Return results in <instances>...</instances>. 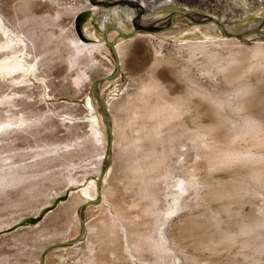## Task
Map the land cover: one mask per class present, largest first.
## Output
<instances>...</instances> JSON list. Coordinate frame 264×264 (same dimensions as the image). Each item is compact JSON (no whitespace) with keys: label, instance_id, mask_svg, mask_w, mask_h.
Masks as SVG:
<instances>
[{"label":"rangeland","instance_id":"obj_1","mask_svg":"<svg viewBox=\"0 0 264 264\" xmlns=\"http://www.w3.org/2000/svg\"><path fill=\"white\" fill-rule=\"evenodd\" d=\"M19 1L0 0V10L3 9L7 15L23 18L28 12L17 7ZM36 1V3H45L48 0ZM58 1L59 4L66 7L75 6L81 2L93 4V7L85 5L76 13L77 15L71 16L70 14L65 16L66 18L62 17L61 21L64 20V23L58 20L54 23V28L52 25L48 28L52 33H55V39L59 38V41L56 39V42H59L56 45L62 44L63 47L67 44L65 40L67 35L74 36L85 44L98 45L106 42L108 48L115 47V44L107 41L105 37L106 31L101 25L103 19L108 26L116 27L124 34L134 33L136 28L133 25L139 24L142 19L156 17L158 22L155 25H158L159 22L171 16L187 19L189 24H193L197 19L203 20V22L216 20L222 24V28L226 31L248 27L250 32L254 33L250 35L253 36L252 39L247 33L238 34L240 31L236 32V35L233 33L232 37L227 38L222 34L221 37L216 38L212 36L216 34L213 29L202 31H206L208 37H204L199 31H185L186 33L183 32L182 35L176 37L153 33L151 39L153 43L143 40L131 43L127 55L122 59L121 70L120 63L112 58L111 50L94 51L91 60L96 67L88 74L89 80H91L85 81L84 85L82 83L75 87V90L71 82L73 73L67 71V64L63 62L55 63V67H52V64L49 65L48 68L51 69L53 76L48 78H37L36 76L41 72L23 79L20 78L17 81L15 78L21 76L23 72L18 71L5 75L4 70H1L2 62L8 65L14 58L31 60V56L25 55L27 49L23 47V44H17L14 41V32L0 17V75L3 73L0 76V86L3 87L1 91L6 95H12L16 104H19V107L11 108V110L19 111L32 105V109L42 110L48 114V108L53 110L57 106H62L64 112L70 110L69 112L76 117L73 119L74 124L70 125H67V120H62L63 117L60 118L63 121L61 123L47 122L49 120L46 121L47 123L45 122L47 128H58H51L50 132L46 131V127L45 130L43 128L42 152L52 151L54 147L49 146L52 143L63 144L61 147L64 148L65 143L83 136L91 130L87 124H84L88 120L92 121L88 112L90 99L94 101L96 98V101L99 99L103 104H107L109 107L108 121L112 132V149L109 155L107 152L110 161L104 168L103 174L97 176L95 172L103 152L100 144L93 142L89 144L92 146L86 156V165L81 160L79 161L78 169L75 172H80V174L75 180L68 182L70 180L69 172L64 171L58 161V163L55 161L45 162L42 164V177H37V182L34 180L36 182L34 191H32L33 189L32 192L21 191L22 188L17 187L0 192L1 195L8 192L5 195L7 199L3 195L0 200V264H39L37 259L46 246L74 241L79 234L75 235V223L71 222V216L77 212L81 205H85L82 213L83 234L72 245L62 247L66 249H55L47 254L44 264L81 263L93 253L91 251L90 254L89 251L92 242L95 248L93 254L100 264H116L113 261L114 258L118 255L124 256L122 250L126 239L137 240L140 236L145 235L156 238L155 240L160 241L162 246L150 248L152 250L144 248L145 250L140 251L138 257L133 259L135 264H264V161L257 162V164L250 160H242L228 167L212 169L207 160L209 155L206 156V153L209 154L208 151L211 149L209 146L218 139V132L221 130L218 121L220 117L227 115L225 126L228 128L231 127L230 123L233 121L238 126L244 124L243 115L234 112L232 115V112L228 111L230 108L226 106L222 107L224 111L219 110L213 100L216 102L219 97H228V99L236 101V96L240 92L238 89L250 84L256 88L253 92L254 94L257 92L255 97L262 100L261 111L264 116V98H262L264 97V73L260 72L264 68L262 70L250 68L257 63L254 62L256 59L253 58V52L250 50L257 44H264V36H260L264 34V0H203L204 6L195 5V0H179V4L175 2L176 0H167V2L165 0L163 2L165 4L157 3L153 11L147 15H143L140 9V0H137L132 3L137 9L132 23L129 22L128 15L120 8L126 0ZM97 3L107 8L96 9L94 5ZM46 8L39 6L33 9L36 13L42 12L46 15L53 13L52 9ZM110 9H112L111 13H109ZM18 10L24 13L22 14L20 11L16 13ZM123 20L130 24L126 26L123 24ZM153 27L154 25L150 26V28ZM58 28L59 30H57ZM61 28L63 29L61 31H64L63 36L66 33L65 37L60 35ZM192 35H196L197 38H189ZM61 37L62 39H60ZM217 40L226 41L225 49L211 44L216 43ZM61 41L62 43H60ZM192 43H205L209 49L207 52L196 54L183 49L187 44ZM229 44L236 45L229 48ZM239 51L241 53L238 54H242L241 58L238 57V54L236 56V52ZM12 53L15 54L12 56ZM209 53L210 55H207ZM212 53L215 58L217 57L216 59ZM203 54L204 56H202ZM210 56L213 59H210ZM156 57L161 60L159 67L153 66V59ZM233 59H238L237 61L242 63L236 69L239 71L237 73L240 78H237L240 81L238 79L233 81V83L239 81L238 86L233 83L231 85V81L225 78L222 73V69ZM166 61L167 64H165ZM238 62L234 66L237 67ZM251 63L252 65H250ZM154 72L157 73L156 76ZM106 75L109 78L103 80L110 82L105 84L106 86L103 85V89L101 87L98 90V85L102 83L101 78ZM152 77H156L161 87L159 91H156L158 97L152 92L157 97L156 99L151 93L153 98H150L154 99L152 101L159 99L177 101L181 104L184 103V107L188 110L182 112L176 122L165 124L166 126H162L161 130L157 133H150L141 142L144 148L147 146L145 149L150 147L170 149L166 163L154 175L152 174L155 182L150 188L155 190L157 201L159 200L154 207L157 212L155 215L146 211L149 202L141 198L140 190L143 186L135 180L136 176L130 169L133 161L140 154L138 153L140 150L135 149L133 141L134 137L138 135L136 131L138 125H135L131 120L130 112L125 114L124 111L118 112L116 108L127 94L141 92L142 86L148 85ZM22 80H28V82L18 84ZM66 82L68 83L66 84ZM66 85L76 92L73 98L64 95L63 91ZM21 91L24 92L23 95L16 93ZM25 94L28 95L27 98H32L26 100ZM210 94L212 96H209ZM207 96L210 97V101L209 97L205 101ZM201 97H205L204 100ZM211 101L213 104L210 103ZM22 103H25V106ZM64 106H68V108ZM8 107L0 106V110ZM220 112L223 115H220ZM45 113L43 115H46ZM118 113L123 114L119 115ZM111 117L115 119L114 123ZM228 119L231 121L228 122ZM153 122L148 123V129ZM217 122L218 124H216ZM49 123L52 125L50 126ZM73 125L77 126L73 127ZM212 125L214 127L220 125V127L213 128ZM68 127H73V129H68ZM209 127L210 129H208ZM207 136L213 142L209 143ZM202 140L204 143H208L209 146L205 144L208 151H206L204 143H200ZM214 145L217 148V143ZM19 148L25 147L19 145ZM200 150L205 151V155H201L199 158ZM51 156L53 153L45 155L43 158ZM27 161L30 163L34 160ZM254 167L255 169L261 168L263 173L261 178L254 176ZM189 176L191 179L193 178L196 186L189 189L188 192H178L183 179ZM30 182L32 183L33 180ZM97 185L99 190H97ZM86 190H89L95 199L94 202L87 205L84 202V191ZM175 193L180 194L178 195L180 200L174 201ZM73 198L80 201L78 208L73 207L71 211L66 210L74 200ZM177 202L182 203V208L170 211ZM86 225H95V231H87ZM122 261L125 262L123 264L127 263L126 259H122Z\"/></svg>","mask_w":264,"mask_h":264},{"label":"bare ground","instance_id":"obj_2","mask_svg":"<svg viewBox=\"0 0 264 264\" xmlns=\"http://www.w3.org/2000/svg\"><path fill=\"white\" fill-rule=\"evenodd\" d=\"M35 1H33V0H20L19 1V4L17 7L21 8L25 12H28V14L26 13V16L23 18H19V16H16V15L14 17L7 15V14H5L3 9L0 10V17L2 18V21L6 22L15 34L14 35V41L17 44H23L24 45L23 47H25L27 49L25 55L31 56V60H27L25 58H21V59H15L14 58L13 61L11 60L12 62L10 61V63L8 65H6L3 62L1 63V70H4L3 73H5V75H9V74H12V73L18 72V71L23 72V74L21 76L15 78L16 81L20 80V78L23 79V78L28 77L30 75H34L37 72H41L40 75L36 76L37 78L38 77L48 78L49 76H53L52 75L53 73H51V69L48 68L49 65L52 64L53 65L52 67H55L56 66L55 63H57V62L62 63L63 62V63L67 64V71L73 73V76L71 75L72 76L71 82H72L73 87L74 88L78 87L82 83L84 85L85 81L91 80V79L89 80L88 74L91 70H93L96 67L93 60H91L92 53L94 51H100L102 49L103 50H107V49L111 50L112 51L111 54L113 55L112 58H114V61H118L120 63L119 66H120V70H121L122 59L124 56L127 55V51H128V48L130 47L131 43L139 41V40H143V41L149 43L150 41H152L151 39L153 37V35H152L153 33H158L159 35L162 34V35L175 36L176 37L177 35H180V34L182 35V33L185 31H188V32L199 31V32H201V34L204 37H208V34L206 33V31L205 32H202V31H204L206 29H210V30L213 29L216 32V34L212 35V36H214L216 38L221 37L222 34L224 37H227V38L232 37V36H234L233 33H235V35H236V32L240 31V33H238V34H244V33L246 34L247 33V35L249 34V37L251 39L253 38V36H250V35H252V33H254V32H250V28H248V27L247 28L244 27V28H241L239 30H234V31H226L225 29L222 28V24L216 20L203 22V20L197 19L194 21L193 24H189L187 19L185 20L182 17L171 16L170 18L164 19L163 21L159 22L158 25H155V23L158 22V18H156V17L155 18H149V19H142L139 24L133 25L136 28V31L134 33L124 34V33L120 32V30H118L116 27L108 26L105 23V20L103 19L101 21V25L103 26V28L106 31L105 37H106L107 41L113 42L115 44V47H111V49L108 48L109 46L107 45L108 43H106V42L100 43L98 45L85 44V43L80 42L79 41L80 39L78 40L74 36H68V35H67L68 37L66 36V38H65V40L67 41V44L66 45L64 44V45L66 47L65 46L63 47L62 44H60V46L56 45V43L57 44L59 43L58 42L59 38L58 39L56 38L58 40L56 42V39L54 38L55 33H52L48 28L51 25L54 28V23L57 22L58 20H60L59 22L62 23L64 21V20L61 21V19H63L62 17L66 18L65 16L70 15V14H71V16H73L79 10L83 9V7H85V5H87L89 7H93L92 6L93 4L91 5L89 2H86V3L81 2L75 6L71 5L69 7H66V6L59 4L58 0H48L45 3L44 2L36 3L38 1H36V2ZM136 1L137 0H126L124 2V4H122L120 6V8H122L124 10V13H126L128 15V19H129L130 23H132V20L135 16V11L137 10L136 7L132 4L133 2H136ZM164 1L165 0H140L139 1L141 4L140 9L142 10L143 15H147L153 11V9L155 8L157 3L158 4L161 3V5L165 4V3H163ZM166 2H167V0H166ZM171 2L173 3V1H171ZM175 2L177 4H179L180 1L176 0ZM194 3H195V5L197 4L199 6L205 5L203 3V0H195ZM13 5H14V3H13ZM39 6L52 9L53 13L46 15L44 13L42 14V12L41 13L40 12L36 13V11L34 12L33 8H37ZM95 6H96V9L107 8V7H104L103 5H101L100 3H97L96 5H94V7ZM13 7L15 8V6H13ZM13 7H12V9H13ZM19 8H17V9H19ZM38 9H36V10L38 11ZM13 10L15 12V9H13ZM111 10L112 9L109 10V13H111ZM19 11L20 10L16 11V13L17 12L19 13ZM21 13L23 14L24 12H21ZM20 16L22 17L23 15H20ZM119 16H120V14H119ZM108 19H109V17H108ZM129 22H126L125 20H123V24H125L126 26H128L130 24ZM28 23H30V24L28 25ZM26 24H27V26H26ZM152 25H154V27L150 28V26H152ZM190 26H192V28H189ZM55 28H56V24H55ZM151 29L152 30L154 29V31H151ZM57 30H59V28ZM57 30L54 29V31H57ZM61 30H63V29L61 28L60 31ZM63 32L61 31L60 35L63 36ZM67 33L69 34V32H67ZM65 34L63 37H65ZM260 36H264V34H261ZM243 37H245V36H243ZM189 38H197V36L192 35V36H189ZM60 39H62V37ZM242 39H246V38H242ZM224 40H223V42L217 40V42L215 41L216 43H211V44L218 45V48H219V46L224 47V44H226L225 43L226 41H224ZM231 42L233 43L232 40H231ZM60 43H62V41ZM150 43H153V41ZM232 45L233 46H231L229 44L228 45L229 48L234 47L236 44L235 45L232 44ZM225 46L227 47V45H225ZM186 47L183 48V46H182V48L184 50L187 49L192 54L204 53V52H207L209 49L205 43L187 44ZM159 49H160V47H159ZM224 49H225V47H224ZM229 50H231V49H229ZM0 51H1V49H0ZM250 51L253 52V58L256 59V61H254V62H257L254 65H252V63H251L250 65H252L253 67H250V68H260V70H262V68H264V44L263 45L257 44ZM12 52H14V51L12 50ZM234 53H232V55ZM238 53L240 54L241 52L240 51L236 52V56L239 55ZM14 54L15 53H12L11 55L13 56ZM207 55H210V53ZM207 55H205V56H207ZM241 55H239L238 57L241 58ZM202 56H204V54ZM212 56H213V53H212ZM216 56H218V55H216ZM157 57H159V56H157ZM157 57L153 59V66L154 67L158 66L161 63V60H159ZM213 57H214V59L217 58V57L215 58V56H213ZM210 59H213V58H211V56H210ZM237 60L233 59L231 62H229L230 64L229 63H228V65L226 64V66L224 68L221 67V68H223L222 73H224V77L227 78L229 81H231L230 82L231 85L235 79L237 80L238 78H240V77H238V73H237L239 71H236V69L239 68L240 65H242V63L241 62L239 63ZM163 61H164V59H163ZM236 62H238L237 67L234 66ZM59 63H57V64H59ZM165 64H167V61ZM250 68H249V70H251ZM97 70H99V69H97ZM249 70L247 72H249ZM241 72H243V71L241 70ZM260 72L264 73V70H262ZM3 73H1V75ZM113 73H114V71H113ZM244 73H245V71H244ZM55 74H56V72H55ZM240 74H242V73H240ZM154 75L156 76L157 73H155ZM65 76H67V75H65ZM242 76L243 75H241V77ZM149 77H150V75H149ZM108 78H109L108 75H106L104 78H101L102 83L99 84L100 87L98 85V90H100L103 85L110 82V81L105 82L103 80V79H108ZM242 78L244 79V77H242ZM69 79L70 78H68V80ZM150 79L151 80H150V83H148V85L146 84V85L142 86L143 88H142L141 92L135 93V94H127L126 93L127 95H126L125 99L123 101H121L116 106V108H117L118 112L124 111L125 114H126V112H130L131 120L135 123V125L136 124L138 125V129L136 130L138 135L136 137H134L133 141L135 143V149L140 150V152H138L140 154L133 161L130 169H131V172L136 176L135 180L139 181L140 184L143 186L142 189L140 190L141 198L145 199L149 202L148 207L145 206V207H147V210L146 209L145 210L149 214L155 215V214H157V212L154 209V207L156 206V203L159 200L157 201V197H156L157 194H156L155 190H151V188H150V186L155 182V178L152 177V174L154 175V173H156L158 170H160V168L166 163L170 149L169 150L167 148L157 149L155 147H150V148L145 149L147 146L144 148L143 147L144 145H142L141 142L144 138H147L150 133H152V132L157 133L159 130H161L160 128L162 126H164L165 124L168 125V123H170V122L171 123L176 122L177 119H179L182 112L187 110V108L184 107V105H183L184 103L181 104V102H177V101H171V100L166 101L165 99H164L165 101L163 99H159L158 101H152L154 99H151V98H153V97H151V93L153 92L156 95L157 94L156 91L157 90L159 91V89L161 87L159 86L160 83H158V81L156 80V77H152ZM65 80H67V79H65ZM238 80L240 81V79H238ZM27 82H28V80L27 81L22 80L18 84L21 85V84H25ZM68 82H66V84ZM238 82L236 81V83H233V85H235V84L237 85ZM245 83H246V81H245ZM250 83H251V81H250ZM68 85H66L64 87V91H63L64 95L66 97L73 98V96L75 95L76 92L74 90H72L73 88L71 89L70 87H68ZM103 87H102V89H103ZM240 87H241V85L239 86V88ZM2 88L3 87L0 86V106H9V107L4 108L3 110L2 109L0 110V192H3V191L5 192V191H7L6 189H8V188L11 189V188H17V187H19L20 189L22 188L21 191L22 190H26L27 192L28 191L29 192L34 191L35 190L34 187L36 186V182H37L36 178L41 176L42 164L45 162L47 163V162H53V161L57 162L58 161L60 163V166L62 168H64V171L69 172L68 176L70 177V180L68 182L75 180L76 177L78 176V174H80V172H78V173L75 172L76 169H78L79 161L81 160V162L83 164L86 163V156L90 152V147L92 146V145L89 146V144H91L93 142L100 144V146L102 148V152H103L102 157H100L101 160L99 161V164H98L99 166L95 172H96L97 176L103 174L104 168L107 167V165L110 161V157H108V155L110 153H108V155H107V152H108V150H107L108 136L106 134V121L104 119V113H103V111H104L108 116V108L109 107L107 106V104H103L99 99L96 101L95 100L96 98L94 99V101L90 99L88 102V112H89L90 117L92 118V121L88 120L84 124H87V126L90 127L91 130L88 133L84 134L83 136L76 137V138L70 140L69 142L65 143L64 148L61 147L63 144L52 143L51 145H49L50 147H54V149L52 151L50 150V151H43L42 152V141H43L42 140V132H43L42 130H43V128L45 130V127H46L45 124L47 122H50V121H53V123H56V124L61 123L63 121H61L60 118L63 117L62 120L63 119L67 120L68 121L67 125H70V124H74L73 119L76 117L73 116L71 112H69L70 110L69 111L65 110V112H64V110H62L63 109L62 106L61 107L57 106L53 110L51 108L49 109L48 107H46V108H48L47 109L48 114L45 112H42V110L39 111L36 109H32V107H33L32 105H31L32 107L26 106L25 108H23L19 111L11 110V108L19 107V104H16V100L14 98H12V95H10V94L6 95L5 92H2L1 91ZM27 88H29V87H27ZM81 88H80V90H81ZM241 88L238 89V87H237V89L240 92H239V94L237 93L238 96H236L237 97L236 101L230 100V98L228 99V97L227 98L222 97L225 99H222L219 97L216 100V102H215V100H213L214 103L219 107V110L222 109L223 106L224 107L226 106V107L230 108V109H228V108L227 109H228V111L230 110L229 113L232 112V115H233V112L238 114V115H243L242 117L244 120V124L238 126V125H235V123H233L234 122L233 121L230 123L231 127L228 128L225 126V123L227 122V120H226L227 115L222 116L218 120L221 127H220V125L216 126V127H220V129H221L218 132V139L215 140L217 143V148H215L216 145H214V144H216V143H214L215 141L214 142L211 141L208 138V136H207V138L209 139L208 142L209 143H210V141L213 142L214 143V144L212 143L213 145L211 144L209 146L208 143L203 142L204 140H202L200 142L201 144L204 143L203 145L205 146L206 151H208L207 150L208 147H206V145L211 147V149L215 146L212 150L210 149V151H208L209 154L206 153V156L209 155L207 157V160H208V163H210L209 166L212 169H219V168L228 167V166H231L232 164L239 162V161H242V160H250L253 163H257V162L262 163V161H264V116H263L262 111H261V107H263V106H261V105H263V104H261L262 100L257 99L255 97V94L257 92L255 94L253 93L255 87L253 88L250 84H246V85L242 86ZM23 89H25V88H23ZM75 90H76V88H75ZM16 93L17 94L20 93L23 95L24 92L21 91V92H16ZM153 93H152V96H155V95H153ZM20 94H18V95H20ZM196 94H198V93H196ZM198 95H200V94H198ZM25 96L27 98L28 95L25 94ZM42 96H44V93H42ZM156 96L154 97L155 99L158 97V96L157 97ZM209 96H212V95L210 94ZM209 96L206 97L205 101H207L208 99H209V101L211 100ZM259 96L261 98V95H259ZM14 97H15V95H14ZM28 98L31 99L32 97H28ZM28 98L26 100H28ZM201 98H203V97H201ZM204 98H203V100H204ZM211 98L213 99V97H211ZM215 98H217V97H215ZM262 98H264V97H262ZM210 103H212V101ZM22 104H24V106H25V103H22ZM51 105H53V104H51ZM64 107L68 108V106H64ZM60 110H62V111H60ZM43 113H45L46 115H43ZM122 114H119V115H122ZM220 115H223V113H221ZM228 116H230V115H228ZM108 118H109V116H108ZM47 120H49V121H47ZM131 120L129 118V121H131ZM229 120L231 121V119H228V122H230ZM67 121H65V122H67ZM112 121L114 123L115 119L112 118ZM120 121H121V119H120ZM150 121L151 122L154 121L153 124L154 123L155 124L154 125L151 124L150 125L151 127L149 126L150 129H148L147 125ZM51 123H49L50 126L52 125ZM216 124H218V122ZM62 125H63V123H62ZM77 125H75V126L73 125V127H76ZM54 126H55V124H54ZM47 127H46V131H49V132L51 131V128H53V127H51V128L50 127L47 128ZM73 127H71V128L68 127V129H73ZM212 127L216 128V127H214V125H212ZM57 128H55V129H57ZM213 128L211 129L212 131L214 130ZM208 129H210V127ZM216 130H218V129H216ZM208 132H209V130H208ZM159 133H161V132H159ZM211 133H213V132H211ZM208 135H211V134L208 133ZM204 138H206V136ZM212 139H214V138H212ZM19 145H21L25 148H19ZM94 145H95V143H94ZM45 147H46V145H45ZM197 152L195 153V155L197 154ZM50 153H53V156L48 157V158H43L45 155H48ZM198 153H199L198 154L199 158L201 155L202 156L205 155V151H202V150H200V152H198ZM198 156H196L197 159H198ZM75 159H76V162H75ZM27 160H34V161L28 163ZM70 165H73V166L71 167ZM257 168L255 169V167H254V170H253L254 176L261 178L263 175L262 170H260L261 168H259V169H257ZM190 177L191 176L183 179V181L181 182L180 187H179L180 191H178V192H180V193H181V191L188 192L189 189H193L196 186V183L192 180L193 178L191 179ZM30 180H33V182L31 183ZM34 180H36V182ZM246 189L248 190V188H246ZM97 190H99L98 185H97ZM89 192H90L89 190L84 191V196H85L84 202L86 204L92 203L95 200L94 196H92ZM6 193H8V192H6ZM6 193H4L2 195L0 194L1 195L0 198L3 197V195H4V198L7 199V196L5 197ZM175 195H176V197H175ZM178 195H180V194H178ZM178 195H177V193L174 194V197H175V198L173 197V199H175L174 201L180 200V198H178L179 197ZM0 200H2V198ZM79 204H80V201L78 199H74L71 201L70 206L67 207L66 210L71 211L73 209V207L78 208ZM13 207H14V202H13ZM181 208H182V203L179 204L177 202L175 207H173L170 211L180 210ZM73 214L71 216V222L75 223V228H76V234L75 235L77 236L79 234L81 226H80L78 213L75 212ZM6 225H8V224H6ZM1 227L3 228V226H1ZM86 229L89 232L90 231L94 232L95 231V225H91V226L86 225ZM155 239L156 238H152L151 236L149 237L146 235L140 236L137 240H127L126 239V241L124 242L123 250H122L124 253V256L123 257H121V255L116 256L113 260L114 263L123 264L125 262L122 261V259H126L127 260L126 264H135L133 259L137 258L138 257L137 255L140 253V251L145 250L144 248H146L148 250H152L150 248H152V247L153 248L154 247L160 248L162 246L160 241L155 240ZM152 241H154V242L152 243ZM67 242H69V241L60 242V243H67ZM92 243L90 244V247H89L90 248L89 249L90 254L92 252L94 253L93 250L95 249L93 247L94 244H92ZM72 248H74V247H72ZM62 249L64 250L66 248H57L56 250H62ZM92 254L89 257H87L85 260H83L81 263H78V264H100L98 262L99 260L97 261L95 259L94 254H93V256H92ZM37 262L39 263V259H37ZM43 264H44V261H43Z\"/></svg>","mask_w":264,"mask_h":264},{"label":"water","instance_id":"obj_3","mask_svg":"<svg viewBox=\"0 0 264 264\" xmlns=\"http://www.w3.org/2000/svg\"><path fill=\"white\" fill-rule=\"evenodd\" d=\"M135 31H136V30H135ZM151 31H154V29H153V30L151 29ZM103 113H104V119H105V121H106V129H107V136H108V147H107V150H108V153H110V152H111V149H112V148L110 147V146L112 145V132H111V130H110V126H109L108 116H107V114H106L104 111H103ZM86 205H87V204H86ZM84 208H85V205H81V206L78 208V210H77L78 217H79V221H80V226H81L78 237H77L74 241H70V242H67V243H54V244H52V245H48V246H46V247L42 250V252L40 253V255H39V264H43L44 258H45V256H46L49 252H51V251H53V250H55V249H57V248H62V247L70 246V245H72V244H73L78 238L81 237V235H82L83 232H84V222H83V215H82Z\"/></svg>","mask_w":264,"mask_h":264}]
</instances>
